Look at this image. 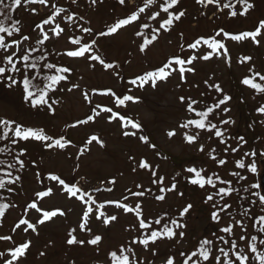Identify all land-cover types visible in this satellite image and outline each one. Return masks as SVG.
I'll use <instances>...</instances> for the list:
<instances>
[{"label": "rangeland", "instance_id": "obj_1", "mask_svg": "<svg viewBox=\"0 0 264 264\" xmlns=\"http://www.w3.org/2000/svg\"><path fill=\"white\" fill-rule=\"evenodd\" d=\"M159 2L160 0H157V4ZM226 2L228 0H221L220 7ZM231 2L235 4L236 0H231ZM249 2L255 7L250 9L246 15H239L241 6L237 4V17H229L227 15L229 10L221 12L215 3L205 7L198 4L197 0H180L177 7L186 10L185 16L181 18V21L174 22L171 32L163 33L157 41L149 45V50L145 53H141L138 47L143 38L137 37L135 33L140 31L150 38V28L145 29L140 25L146 22L151 27L158 26L157 21L148 18L149 12L156 10V5H153L151 9H145L138 21L124 26L112 36L82 34L86 40H97L98 54L106 58V62L119 64L120 67L105 70L98 62L85 58L50 56L49 59L58 65H70L73 69L69 80L61 82L63 90L58 88L54 96L59 100V104L54 106L56 108L54 116L48 114L47 111L29 110L22 100L19 89H8L0 84V118H14L23 121L28 126L43 128L45 134L57 138L64 135L72 142L64 149L51 150L45 149L43 143L46 142L42 141L30 140L23 145L27 148L26 156L22 157L25 160V167L19 169L17 165L18 170L13 169V175H20L21 180L13 186L15 191L10 194L9 204L13 206L0 220V236H12V240H0V252L4 253V256H0V264H5L7 259H11V251L16 246L28 241H31V244L25 256L14 264H112L109 253L117 250L122 243L135 235L131 231H126L136 223L135 214H126L122 209L116 208L115 204L106 205L103 211L108 215H116V221L105 227L99 222L94 223V217L90 216L88 225L81 231L78 227L83 213L81 202L76 197L69 198L63 186L48 178L49 174L59 175L69 186L75 185L88 189L100 187L101 192L93 193L98 203L109 200L123 201V196L128 195L129 201L123 202L129 204L140 202L144 214L149 219L158 218L165 213H167L166 218H178L179 211L187 203H192L193 208L180 220L187 225L184 229L185 237L182 240L178 237L172 240L165 237L158 240L155 246L150 244L149 249L154 247L157 252L155 257L151 255V251L138 249V259L143 261V264H166L169 256L175 257V264H182L179 253L195 250L203 238L211 239V234L214 232L218 236L224 235L227 239L236 240L239 245L237 250H243L245 255H249L248 264H259L258 260L252 258L255 254L250 251L251 239L241 241L239 236L241 234L249 237L257 236L255 241L257 250L264 253V245L260 244V240L264 239V233H259L257 230V226L261 227L258 221L259 217L264 215V206L260 205L255 210L256 226L245 222L246 233H242L239 227H234L231 237L228 234H222L219 232L220 227L233 223L231 217L243 219L238 216L239 213L234 207L236 195L232 194L230 198H226L232 204V208L229 209L231 217L227 213H221L220 223H216L210 218L212 209L203 203L206 191H214V189L206 185V189L201 190L198 186L187 183L188 174L184 169L190 166H196L198 170L206 168L207 173H202V175L207 176L216 172L221 178L232 180L233 187H246L251 183L261 181L264 176V167L259 168V162L256 159L259 175L250 173L247 165L253 158L245 157L244 153L255 150L258 158V154L264 152V114L257 111L259 107L264 106V93L242 85L241 80L250 75L249 68L252 67L264 74V41L261 46L257 47L249 41L236 42L224 37L222 42L229 49L230 66L223 56H214L209 61L197 60L195 73H185L187 82L181 81L179 75L173 72L166 81H158L155 89L147 85L139 88L128 83L136 75L154 70L173 54L198 55L205 51L206 45L202 44L197 50H192L187 48V44L202 36L206 39L211 38L221 27L232 34L254 30L258 22L264 19V0H249ZM53 3L60 7L71 5L69 12H74L77 20L83 16L84 21L80 23L89 21L90 23L85 26L91 27L93 33H98L112 26L119 19L130 15L131 11L143 7L145 0H125V5H120L118 0H97L96 4H91L90 0H77L76 4H71V0H48L47 6L39 3L25 4L19 10L22 33L34 35L35 25L50 14ZM33 8L37 10L36 13L31 11ZM56 22L64 26L60 17H57ZM47 28L48 26H45V30ZM75 34L81 35L79 32ZM262 35H264V30H262ZM180 45L185 47L182 49ZM24 46L26 45L22 47ZM47 46L53 53L72 48L67 41L66 34H62L57 41L48 42ZM244 55H250L252 60L241 64L239 59ZM92 64H95V68L91 67ZM174 67L177 66L174 65ZM185 67L191 66L186 64ZM117 72L124 77L123 80L117 77ZM206 80L209 84L213 82L220 84L223 92L217 93L209 88L204 83ZM256 82L260 81L257 79ZM73 83L79 84L80 87L71 92L67 91ZM107 89H112L116 96L110 93L104 94ZM84 92L89 93L87 101L84 99ZM125 95L139 97V102L125 101V105L118 106L116 97L123 98ZM224 95H230L232 99L218 109L220 121L229 119L234 120L235 123L220 125V128H224L223 138L227 143L231 147L239 148L235 153L229 149L226 156L223 153L225 145L219 143L220 138H216L214 133L197 130L194 127L189 129L179 127V124L184 123L186 118L194 117V114L186 112V104L180 102V96H185L186 102L188 97L195 98L201 101V105L202 103L213 104ZM96 105L101 107L97 108ZM103 107H111L114 113L118 112L120 115L139 122L141 129L130 127L122 129V122L118 118L109 123L110 114L103 112ZM225 107L231 110L225 113L222 111ZM96 112L100 115L96 116ZM89 115L94 116L95 119L89 120L86 124L68 127L79 120L87 119ZM124 130L136 132V135L124 137L122 134ZM170 131H175L176 135L169 137ZM197 131H200L197 142L186 143L184 133L194 135ZM93 135L98 136L104 142L103 147L95 141L86 144V141ZM140 136L148 137V143L142 142L139 139ZM240 136H244L246 142H241ZM201 143L204 144L203 153L198 150ZM152 144L156 147L152 148L150 146ZM212 148L216 149L215 153H211ZM81 149H84L83 155H80ZM13 151L15 154L19 148L13 146ZM210 155H215L217 160L213 161ZM130 157H135V159H130ZM222 158L227 159V163L219 166L218 160ZM240 159H244L246 165L244 169H238L235 166V161ZM140 160H147L154 166L153 170L157 171V176L164 177L163 185L151 183L153 179L151 172L138 168L137 162ZM29 161H35V164H29ZM156 165L159 166L158 169L155 168ZM133 168L137 170L134 172ZM231 171L240 172L241 175L247 176V180L239 181L236 177L228 175ZM37 173L40 175L37 176ZM177 173L179 176L176 175ZM174 176L175 181L172 179ZM192 176L194 178V174ZM113 178L116 184H107V180ZM212 178L218 187L221 186L215 176ZM171 182L177 184V192H184L185 195L181 197L176 192H166L163 193L164 201H156L155 195L160 194L158 188H166ZM138 184L143 185L145 189L150 187L152 192L143 198L131 197L128 189L139 191L141 189L136 187ZM46 186L52 188V193L46 197H38L36 194L44 191ZM109 187L112 188L111 192L105 190ZM33 202L41 211L28 207ZM57 209L65 214L61 216L57 213L55 217L45 220L43 224L38 223L43 218V212ZM21 219L35 224L36 232L26 228L25 225L15 228ZM88 227L92 229L91 233L88 232ZM72 228L77 229L75 233H72L77 240L85 241L83 246L67 243ZM92 234L103 236L98 245L87 243ZM214 247H225V245L217 243ZM42 252L44 255H41ZM215 254L218 253L214 252L213 255ZM221 264H224L223 257Z\"/></svg>", "mask_w": 264, "mask_h": 264}, {"label": "snow or ice", "instance_id": "obj_2", "mask_svg": "<svg viewBox=\"0 0 264 264\" xmlns=\"http://www.w3.org/2000/svg\"><path fill=\"white\" fill-rule=\"evenodd\" d=\"M91 4H96L97 0H90ZM221 0H197L198 4H202L207 7L210 4L215 3L219 11L224 12V10H229L227 15L229 17H237V4L241 6L239 15H246L250 9H253L255 5L249 0H236V3H232L231 0L223 3L220 7ZM30 4H48V0H28ZM77 0H71V4H76ZM120 5H125V0H118ZM180 4V0H160L157 4V0H145L143 7H138L137 9L131 11L130 15H127L125 18L119 19L112 26L108 27L106 30L100 31L98 33H93V29L89 26V21L80 23L84 21V17L80 16L77 20L76 14L70 13L68 7H60L56 3L51 5V12L42 18L39 23H37L33 29L34 35L22 33L20 21L13 20L11 15L5 14V9L9 11H14L15 8H18L22 5V0H11L10 3H6L5 0H0V84L5 85L8 89H19L22 94V100L27 104L29 110L36 111H47L50 115L56 114L55 105L59 104V100L55 99L54 96L57 92V89L60 88L63 90L61 82H67L69 76L72 74V67L70 65H58L56 62H53L49 59L52 55H61L69 58H85L86 60L98 62L105 70L119 68V64L113 62H106V58H102L99 53V47L96 39L86 40L82 34L98 35L100 37L112 36L118 32L119 29H122L124 26L129 25L132 22L138 21L140 19V14L145 12V9H151L153 5H156L155 11H150L148 18L157 21V27H151L148 23L144 22L140 26L151 30L150 38L145 36L143 32L137 31L135 35L137 37H142L143 41L138 46L141 53H145L146 50H149V45H152L157 41L163 33H168L172 31L174 22L181 21V18L185 16L186 10L178 8L177 5ZM33 13H36V9L31 10ZM163 14V15H162ZM57 17H60L61 22L64 26H61V23H57ZM157 18H160L159 20ZM8 22V23H6ZM45 26H48L45 30ZM66 30L67 33H66ZM262 30H264V19L258 22V25L254 30L242 31L239 34H232L228 31H225L224 28H220L219 31L215 33L211 38L200 37L194 41H190L187 44L188 49L197 50L198 46L206 45L208 51L200 52L198 55L189 54L187 56H182L181 54H173L170 57H167L166 60L159 66H157L152 71H147L143 74L136 75L128 83L131 85H136L139 88H143L146 85L155 89L157 87L158 81H166L173 72H176L179 75V78L183 82H187L185 79V73L194 74L196 71L195 62L197 60L209 61L214 56L220 57L223 56L229 63H231V57L229 55V49L226 47L225 43L222 42L224 37H227L233 41H249L257 47L261 46L262 41H264V35H262ZM79 32L81 35H76L75 33ZM66 34L67 41L72 45V48L69 50L58 51L53 53L50 48L47 46V43L50 41H57L58 38ZM221 34L223 36L221 37ZM183 34L181 33V36ZM221 37V39H217ZM23 45H26L22 47ZM184 45H180V48H184ZM252 57L250 55L241 56L239 63L244 64L247 61H251ZM190 65L191 67H185V65ZM177 66V67H174ZM91 67L95 68V64H92ZM250 75L245 76L241 80V84L248 86L251 89L256 90L257 92L264 93V74L261 71L255 70L254 67L249 68ZM117 77L123 80L124 77L117 72ZM257 79L260 82H256ZM139 82V83H138ZM208 85L209 88L214 89L217 93H222L223 89L220 84L212 83L209 84L206 80L204 82ZM80 85L73 83L71 87L67 88V91L71 92L73 89L79 88ZM95 91V90H94ZM111 94L116 96V93L112 89H107L104 94ZM51 94V95H50ZM84 99L87 101L89 98V93L84 92ZM118 106L125 105V101L139 102V97L134 95H125L123 98L116 97ZM232 97L230 95H224L222 98H219L213 103L211 107L205 105L206 110H197V107L200 105L201 101L188 97L187 102L185 96H180L179 100L182 104H186V112L194 114V117L186 118L184 123L179 124L181 129H189L194 127L197 130L206 131L208 133H213L216 138L219 139V143L225 145L223 148V153L226 156L229 149L232 153H235L239 150L238 147H231L230 144L223 138L224 132L218 127L217 123L212 122L208 117L216 110L220 109L221 105H225L230 101ZM91 102V101H89ZM97 108H100V105H96ZM231 109L223 108L222 111L227 113ZM102 111L109 113L108 122L111 123L113 119L118 118L121 123L122 129L128 127L132 129H141V124L139 122L133 121L131 118L120 115L118 112L114 113L111 107H103ZM261 114H264V106H261L257 109ZM96 116H99L100 113L96 112ZM95 117L89 115L87 119L79 120L76 124H71L68 127H75L77 124H86L89 120H94ZM220 124L228 125L230 123L234 124V120L225 119L219 122ZM124 137H132L136 135V132H131L124 130L122 132ZM175 131H170L168 133L169 137L175 136ZM200 137V131H197L194 135H190L187 132L184 133L185 142L188 144H194L197 142ZM139 139L148 143V137L140 136ZM211 139V137H209ZM30 140L42 141L43 147L45 149L51 150L55 148L64 149L66 146L71 144L70 139H66L64 135L60 137H54L53 135L45 134L43 128H35L26 125L23 121H19L14 118H0V142H4L3 146H0V154H12L13 146H17L19 151L14 154L13 158L15 163H8L5 160H0V168L6 167L7 169H23L25 167V160L22 157L26 156L27 148L23 145ZM239 140L241 142H246L244 136H240ZM93 141L104 146V142L96 135L91 136L86 144H91ZM152 148L156 146L154 144L150 145ZM200 152H204V144L199 145ZM216 149L212 148L211 153H215ZM84 154V149L80 150V155ZM245 157H252L250 163L247 165V169L250 173L259 175L258 165H257V152L255 150L251 152H245ZM210 158L213 161L217 160L215 155H210ZM259 158L264 161V152L259 153ZM130 159H135V157H130ZM167 159V157H165ZM29 164H35V161H29ZM227 163V159H219L218 165L223 166ZM139 169L148 170L151 172L153 179L151 183L153 185H163L164 177L157 176V171L153 170L154 166L149 163L147 160H140L137 162ZM235 166L238 169H244L246 167L244 159L235 161ZM158 165L155 166L158 169ZM18 170V169H17ZM137 169L133 168L135 172ZM188 174L186 177L187 183L198 186L199 189L205 190L206 185L214 189V191H206L203 203L209 205L212 209L210 218L216 223H220L221 213H227L231 217L229 209L232 208L231 202L226 199L231 197L233 193L239 195L241 190L245 193L250 192L251 197H257L258 202L261 206H264V194L261 191H250L257 190L262 188L261 182L251 183L248 187H233L232 180L223 179L219 176L218 173L213 172L211 175H202V173H207L206 168L197 169L196 166H190L184 169ZM194 174V178L192 176ZM37 176L40 174L37 173ZM179 176V173L176 174ZM228 175L236 177L239 181L247 180V176L241 175L238 171H231ZM213 176H215L216 181L219 182L221 186H217V183L214 182ZM7 177V179H5ZM51 181L57 182L59 185L63 186L66 190L69 198L76 197L83 206V213L81 218V223L78 225L81 231L85 229L88 225L89 217H94V223L99 222L105 227L117 220L116 215H108L103 209H105L108 204H115L116 208L122 209L124 213H134L136 223L133 224L126 231H131L135 233L134 236L125 243H122L117 250L111 251L109 253L112 264H143V261L138 259V249L142 248L145 251H151L152 256H157V252L153 249H149V245H156L158 240L167 238L172 240L173 238L178 237L182 240L185 237V231L187 225L180 222L185 215L193 208L192 203H187L181 211L178 213V218H166L167 213L159 216L158 218L149 219L146 216L142 209V204L140 202H135L134 204L124 203L123 201H129V196H123V201H105L103 203H98L94 198L93 193L101 192L100 187H94L88 189L87 187L81 188L75 185L69 186L57 174H49L48 177ZM173 181L176 177L174 176ZM21 180L20 175H13L12 171H5L2 176H0V189H6L7 192L11 193L15 191L14 185ZM107 184L114 185L116 184L115 178L107 180ZM137 189L139 191H132L128 189V192L131 194V197L143 198L146 194H150L152 189L149 187L144 188L143 185L138 184ZM108 192L112 191V188L109 187L105 189ZM158 192L160 194L155 195L154 199L156 201H164L166 192H176L177 195L183 197L184 192H177V184L171 182L168 187H159ZM52 193V188L45 187L44 191L38 192L36 195L38 197H46ZM79 194V195H78ZM223 202V203H221ZM249 203L255 205L257 200L249 199ZM8 203L0 202V217H3L5 211L12 207ZM95 206V207H94ZM28 207L41 211L37 208L35 202L28 205ZM251 209H247L242 216L247 217V214ZM59 215L63 216L65 213L59 209L53 211L43 212V218L38 221L39 224H43L45 220H49L52 217ZM102 217L104 219H102ZM233 223L228 224L227 226H222L219 229V232L222 234H228L229 237L233 234V228L239 227L242 233L247 232L244 219H235L231 217ZM257 221L254 220V226ZM258 223L261 224L259 228V233H264V215L259 217ZM21 225H25L26 228L32 229L33 232H36V225L30 223L26 219H21L16 225L15 228H20ZM15 230V229H14ZM88 232L91 233L92 229L88 227ZM77 231L76 228H72L69 232L70 238L67 240L69 245L79 244L83 246L85 241L83 239L77 240V237L72 233ZM212 238L207 237L203 238L198 247L195 250L190 252L181 251L179 256L182 258V264H221L223 257L224 264H248L249 255H245L243 250H237V244L235 241L225 238L224 235H217L215 232L211 234ZM103 239L101 234H92V237L87 240V243L90 245H98ZM241 241L251 239L252 244L250 251L255 254L252 257L255 260L259 261V264H264V253H260L257 250L255 241L257 236H248L241 234L239 236ZM0 240H12V236H0ZM217 243L223 244L226 247H214ZM31 241L21 243L19 246H16L14 250L11 251V259H7L5 264H14V262L19 261L22 257L25 256L26 252L30 247ZM260 244L264 245V239L260 240ZM216 252L218 254L213 255ZM119 253V254H118ZM41 255H44L42 252ZM0 256H4L3 252H0ZM131 258V259H130ZM166 264H175V257L169 256L166 259Z\"/></svg>", "mask_w": 264, "mask_h": 264}, {"label": "trees", "instance_id": "obj_3", "mask_svg": "<svg viewBox=\"0 0 264 264\" xmlns=\"http://www.w3.org/2000/svg\"><path fill=\"white\" fill-rule=\"evenodd\" d=\"M5 2L6 3H10L11 2V0H5ZM27 5V4H30V3H28V0H22V5ZM221 4V3H220ZM21 5V6H22ZM20 6V7H21ZM20 7H18V8H15V10L14 11H9V10H7V9H5V14H7V15H11L12 16V19L13 20H19L20 21V12H19V10L21 9ZM0 19H3V17H0ZM6 23H8V22H6ZM131 24V23H130ZM20 27H21V23H20V25H19ZM205 105H207V106H209V107H211L213 104L212 103H202L200 106H198L197 107V110L199 111V110H206L205 109ZM208 119L209 120H211L212 122H214V123H217L218 124V127L220 128V125H222V126H224V124H220L219 123V121H220V116H219V112H218V109H216L209 117H208ZM223 132H224V128H220ZM204 132H206V131H204ZM214 133V132H213ZM0 146H3V144H1V142H0ZM14 152V151H13ZM13 156H14V154L12 153V154H0V160H5V161H7L8 163H15V161L14 162H12V160H14V158H13ZM256 159H258V162H259V168H261V166L262 167H264V161H262L260 158H259V154H258V158H256ZM5 171H12L13 172V169H7L6 167H3V168H0V176H2L3 175V173L5 172ZM5 179H7V177H5ZM261 182V181H260ZM237 187H241V186H237ZM243 187H245V186H243ZM246 187H248V186H246ZM250 191H261V193L262 194H264V187L262 186V188L261 189H257V190H250ZM10 194L11 193H9V192H7V190L6 189H0V202H4V203H8L9 204V198H11V196H10ZM236 195V205H234V207H235V210L237 211V213H239L238 214V216H241L243 219H244V221L245 222H248V223H252L251 225L253 226L254 225V220H255V210L256 209H258L259 208V206H260V203L258 202V198L257 197H251L250 196V192L249 193H245V192H243L242 190H241V192L239 193V195H237L236 193H233V195ZM230 198V197H229ZM8 199V200H7ZM249 199H251V200H257V203L255 204V205H253V204H250L249 203ZM6 200V201H5ZM10 205V204H9ZM233 207V208H234ZM10 209V208H9ZM9 209H7L6 211H5V214H4V216L3 217H0V220L1 219H3L6 215H7V213L9 212ZM247 209H251V211L247 214V217H244V216H242V214L243 213H245L246 212V210ZM255 214V215H254ZM256 226V225H255ZM258 228H260V226H257V230L259 231V229ZM231 241H234V239H231L230 240V242ZM236 241V240H235ZM236 244H237V247H239V245H238V243H237V241L235 242ZM225 247H227V246H225ZM190 262V261H189Z\"/></svg>", "mask_w": 264, "mask_h": 264}, {"label": "water", "instance_id": "obj_4", "mask_svg": "<svg viewBox=\"0 0 264 264\" xmlns=\"http://www.w3.org/2000/svg\"><path fill=\"white\" fill-rule=\"evenodd\" d=\"M262 186L264 187V176L261 178Z\"/></svg>", "mask_w": 264, "mask_h": 264}]
</instances>
